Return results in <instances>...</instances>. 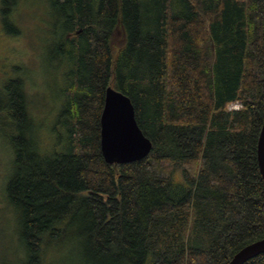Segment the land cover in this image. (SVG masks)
Listing matches in <instances>:
<instances>
[{"label": "trees", "instance_id": "1", "mask_svg": "<svg viewBox=\"0 0 264 264\" xmlns=\"http://www.w3.org/2000/svg\"><path fill=\"white\" fill-rule=\"evenodd\" d=\"M47 7L59 109L37 117L22 73L4 79L0 107L26 264H228L264 238V0ZM110 85L135 106L153 143L146 158L102 154Z\"/></svg>", "mask_w": 264, "mask_h": 264}, {"label": "rangeland", "instance_id": "2", "mask_svg": "<svg viewBox=\"0 0 264 264\" xmlns=\"http://www.w3.org/2000/svg\"><path fill=\"white\" fill-rule=\"evenodd\" d=\"M10 1L14 2L12 6L0 0V107L5 102L4 79L22 73L32 112L39 118L47 113L46 121H49L62 97L53 89V73L47 74L46 70V56L53 40L48 0ZM237 105L231 103L228 107L236 109ZM14 155L0 129V264H26L18 214L6 195Z\"/></svg>", "mask_w": 264, "mask_h": 264}, {"label": "water", "instance_id": "3", "mask_svg": "<svg viewBox=\"0 0 264 264\" xmlns=\"http://www.w3.org/2000/svg\"><path fill=\"white\" fill-rule=\"evenodd\" d=\"M101 150L108 163H129L146 158L153 147L136 118L131 98L113 87L105 92L104 106L100 118ZM258 163L264 178V123L258 139ZM264 253V238L240 249L228 264H245Z\"/></svg>", "mask_w": 264, "mask_h": 264}, {"label": "built area", "instance_id": "4", "mask_svg": "<svg viewBox=\"0 0 264 264\" xmlns=\"http://www.w3.org/2000/svg\"><path fill=\"white\" fill-rule=\"evenodd\" d=\"M239 103V102H236ZM236 103H234L235 105H237ZM233 104V103H232ZM242 106V104L240 103L239 105H237V107L235 106L236 109L240 108ZM233 109V108H232Z\"/></svg>", "mask_w": 264, "mask_h": 264}]
</instances>
